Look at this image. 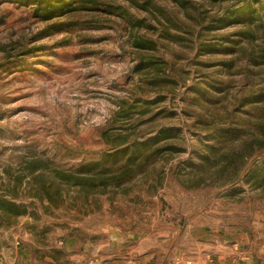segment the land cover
<instances>
[{"label": "rangeland", "instance_id": "374dc122", "mask_svg": "<svg viewBox=\"0 0 264 264\" xmlns=\"http://www.w3.org/2000/svg\"><path fill=\"white\" fill-rule=\"evenodd\" d=\"M197 1L202 9L203 0ZM205 7L216 13L217 5ZM53 10L39 9L36 0H0V200L20 203L25 211L14 215L10 205L0 208V264H22L26 251L35 264L62 263L65 254L57 243L64 237L86 245L88 256L93 245L104 249L109 227L123 235L173 232V243L182 244L176 235L185 217L202 213L206 219L200 224L251 218L264 226V192L244 181L247 169L227 183L199 178L208 167L194 170L207 158L206 145L214 140L224 105L239 90L248 101L253 91L264 88V60L251 58L248 51L210 52L213 43L204 42L210 36L193 35L197 25L192 20L183 22L186 40L175 39L162 15L182 22L171 0H60ZM221 24V32L236 30ZM141 56L168 62L170 74L178 75L174 92L168 85H153L150 70L135 72ZM232 56V67L218 66ZM217 95L218 100L209 101ZM123 100L148 103L127 118L140 116L127 124L129 133L134 130L128 137L138 135L134 143L142 144L145 153L144 143L162 131L173 138L156 154L143 156L140 170L124 185L93 189L86 201L85 193L63 183L60 192L49 189L50 201L38 184L48 185L55 169L109 157L116 150L103 132L119 127L112 117ZM208 107L217 120L206 114ZM150 117L153 121L144 123ZM35 167L44 172L37 179L30 173ZM112 239L115 250L128 245ZM102 250L94 253L97 264H102Z\"/></svg>", "mask_w": 264, "mask_h": 264}, {"label": "trees", "instance_id": "16d2710c", "mask_svg": "<svg viewBox=\"0 0 264 264\" xmlns=\"http://www.w3.org/2000/svg\"><path fill=\"white\" fill-rule=\"evenodd\" d=\"M20 1L26 2L27 0ZM58 1L60 0H36V4L39 9H44L51 14L55 12L53 6ZM171 1L180 11L182 22L176 21L174 18L171 19L165 13H162V15L169 22V27H166L165 30L171 33L175 39L180 42L186 40L184 35H181V30H187L183 22L192 20L197 25V33L190 31L193 35H205L207 39L210 36L207 41H204L213 43L210 45L211 48L208 49L210 52L220 50L222 53L230 54L241 50L245 54L248 51L251 58L257 61L264 60V0H203L200 1L203 6L202 9L198 7L197 0ZM207 3L217 5L216 13L212 15L209 13L208 8L205 7ZM158 20L163 22L162 19ZM221 22H225L228 27H235L236 30L232 34L219 31L222 26ZM170 28H174L175 33H172ZM259 34L262 39L260 42L257 41ZM224 43L226 45H222ZM234 59L235 57L232 56L230 59L221 60L218 66L229 69L234 64ZM134 70L139 74L148 73L150 70V73L152 72L151 83L155 86L165 87L168 85L167 90L169 91L173 89V85L178 86V75L170 74L168 62L157 56L149 58L141 56L134 66ZM181 82H185V77H182ZM142 84L144 85V82ZM175 88L172 92L175 91ZM224 88L223 86L222 90ZM223 92L226 94L228 90H223ZM241 94L239 90L237 95L224 105L222 117L213 127L216 134L214 140L206 145L205 157L207 158H205L203 165L199 164L194 170L197 173L203 167H208L209 170L206 173H201L199 178H203L205 182L220 178L224 183H227L228 181L236 182L241 176V172L247 169L244 181L254 189L264 192V156L257 157L264 153V88L253 91L252 95L246 99L248 101H245V98H240L243 97ZM217 96H210L209 101L213 103L216 98L218 100L220 96ZM235 100H237V103L233 105ZM137 102L136 104H128L127 100L120 102L112 117V121L118 122L119 127L112 131L106 130L103 132V138L114 142L113 145L116 147V150L109 157L87 161L80 166L76 165V167L55 169L52 172L53 174L49 175L51 180L48 185L46 183L38 184V189L42 190L50 201H53L54 197L49 189L60 192V187L64 183L68 187L76 189L77 193H85L84 197L87 201L89 195L93 194L94 190L99 187H106L107 184H114L117 187L124 185L135 172L140 170L139 168L144 161L143 156L145 158L156 154L164 148L167 140L173 138L169 132L162 131L157 137L154 136L153 139H148L144 143L147 153L143 151L142 144L134 143L139 138L138 135H135L133 139H129L128 136L134 134L132 133L134 130L129 133L130 127L127 124L130 125L133 120L140 116L133 120L127 118L133 116L134 113H141L143 106L148 105V103L139 105ZM206 114H210L212 119L217 120L216 114L209 107ZM199 120L205 123L203 127L206 129L203 130L209 129L206 117L202 115V119ZM142 121L140 120L138 123ZM150 121H153V117L146 119L144 123ZM150 130L153 129L150 128L144 132L147 133ZM177 130L181 129L178 128ZM163 138L164 140L161 142ZM125 144L127 146L122 147ZM228 157H230V160ZM119 158L123 159L122 165H119ZM249 161H252V164L248 166ZM232 167L233 172H227ZM190 172H193V170ZM30 173L34 179L44 175L39 167H35ZM96 180L100 182L97 183ZM38 194L37 196H41V193ZM76 199L78 202L77 196ZM77 202L75 203L76 207L80 206V204L77 205ZM8 205L11 206L14 215L25 213V211L19 209L21 207L20 203L6 199L0 200L1 209Z\"/></svg>", "mask_w": 264, "mask_h": 264}, {"label": "crops", "instance_id": "0c3cea01", "mask_svg": "<svg viewBox=\"0 0 264 264\" xmlns=\"http://www.w3.org/2000/svg\"><path fill=\"white\" fill-rule=\"evenodd\" d=\"M205 216L202 213L192 218L185 217L184 227L176 235L178 241L182 238V244L173 243V232L152 236L138 233L123 235L118 229L109 227L105 230L104 249L93 245L87 256L86 245L76 238L64 237L57 243L65 254L64 262L59 264H87V258L97 256L94 253L99 248L102 250L99 257L102 264H187L189 259L193 264H264V230L258 231L259 227L264 229L261 222L251 218L244 223L241 220L224 222L218 218L200 224ZM112 238L121 239L128 245L115 250ZM23 254L22 264H35L28 251Z\"/></svg>", "mask_w": 264, "mask_h": 264}, {"label": "built area", "instance_id": "2783aa9c", "mask_svg": "<svg viewBox=\"0 0 264 264\" xmlns=\"http://www.w3.org/2000/svg\"><path fill=\"white\" fill-rule=\"evenodd\" d=\"M99 262V259L97 257H93L88 264H97ZM187 264H193V261L192 260H188Z\"/></svg>", "mask_w": 264, "mask_h": 264}]
</instances>
